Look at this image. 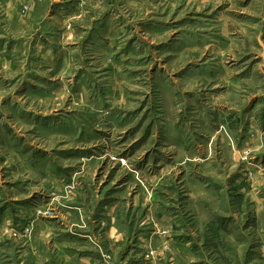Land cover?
<instances>
[{
  "label": "rangeland",
  "instance_id": "rangeland-1",
  "mask_svg": "<svg viewBox=\"0 0 264 264\" xmlns=\"http://www.w3.org/2000/svg\"><path fill=\"white\" fill-rule=\"evenodd\" d=\"M0 264H264V0H0Z\"/></svg>",
  "mask_w": 264,
  "mask_h": 264
}]
</instances>
